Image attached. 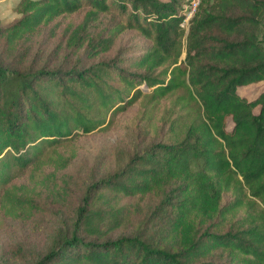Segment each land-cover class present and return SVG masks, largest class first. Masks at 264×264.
<instances>
[{"label":"trees","instance_id":"1","mask_svg":"<svg viewBox=\"0 0 264 264\" xmlns=\"http://www.w3.org/2000/svg\"><path fill=\"white\" fill-rule=\"evenodd\" d=\"M184 4L15 2L19 18L0 28L4 216L32 218L39 210V188L65 199V180L58 186L50 175L40 180L39 174L47 166L67 168L75 153L59 149L79 136L107 131L140 98L149 105L175 98L189 117L169 139L149 143L90 184L70 236L57 235L32 264H264V91L252 101L237 93L264 82V46L258 37L264 0H201L186 37L180 27ZM82 9L81 22L63 33L72 54L97 58L126 32L145 42L136 50L141 53L88 68L28 62L29 41L40 27ZM104 17L107 26L92 36ZM23 176L26 185L12 183ZM150 196L156 199L151 216L131 234L112 238L130 223L131 209L123 201Z\"/></svg>","mask_w":264,"mask_h":264},{"label":"rangeland","instance_id":"2","mask_svg":"<svg viewBox=\"0 0 264 264\" xmlns=\"http://www.w3.org/2000/svg\"><path fill=\"white\" fill-rule=\"evenodd\" d=\"M16 1L0 0V28L12 24L19 18L13 10ZM84 13L85 10L82 9L66 18L61 17L48 26L40 27L29 41L31 51L28 62L36 63V67L45 65L46 68L69 69L76 66L88 68L98 62H108L121 56L134 58L141 53L136 50L146 45L135 33L126 32L117 39L108 52L97 58H90L82 53L72 54L65 48L63 33L70 24H79ZM108 21V18H102V21L91 29L92 36L99 34L107 26ZM258 37L264 46V21L258 31ZM184 57L183 52L180 59L183 60ZM113 86L121 88L117 83H113ZM143 91L149 93L144 87ZM263 91L264 82H260L241 87L237 93L252 101ZM188 118V112L179 109L175 98L157 105H149L146 98H140L135 104L120 112L115 117L113 126L107 131H94L66 143L59 151L63 153L66 151V155L71 150L75 153L67 168L55 171L47 166L44 174H39L38 178L41 180L42 176L50 175V179L55 180L58 186L65 180L68 185L65 199L54 198L39 188L37 189L39 210L32 218L13 220L0 211V264H32L46 253L57 235L70 236L74 222L78 218V211L85 209L86 188L122 167L129 156L141 152L149 143L169 139L172 129L185 123ZM231 128L232 123L228 120L227 129ZM27 182L26 176L12 180V183L18 185H26ZM122 204L131 209L130 223L115 231L111 235L112 238L131 234L151 216L156 199L151 196L143 200L133 198L124 200Z\"/></svg>","mask_w":264,"mask_h":264},{"label":"built area","instance_id":"3","mask_svg":"<svg viewBox=\"0 0 264 264\" xmlns=\"http://www.w3.org/2000/svg\"><path fill=\"white\" fill-rule=\"evenodd\" d=\"M201 0H185L182 16L183 20L180 23V27L184 30V37H186L190 25V21L195 15L197 8L199 7Z\"/></svg>","mask_w":264,"mask_h":264}]
</instances>
